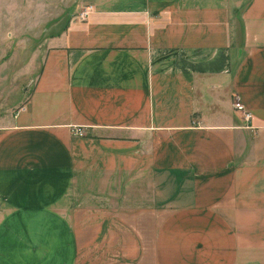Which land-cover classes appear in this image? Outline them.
I'll return each mask as SVG.
<instances>
[{
  "label": "crops",
  "instance_id": "crops-1",
  "mask_svg": "<svg viewBox=\"0 0 264 264\" xmlns=\"http://www.w3.org/2000/svg\"><path fill=\"white\" fill-rule=\"evenodd\" d=\"M60 1L0 0V264H264V0Z\"/></svg>",
  "mask_w": 264,
  "mask_h": 264
},
{
  "label": "rangeland",
  "instance_id": "rangeland-1",
  "mask_svg": "<svg viewBox=\"0 0 264 264\" xmlns=\"http://www.w3.org/2000/svg\"><path fill=\"white\" fill-rule=\"evenodd\" d=\"M68 4V1H64V0H62V1H60V6H62V8L64 7V6H66ZM65 8V7H64ZM64 10V9H63ZM31 16L29 15V18H30ZM60 18H61V21L63 20V18H64V15L63 14H61V16H60ZM46 27H48V25L46 24L45 25ZM49 28H47L46 29V32H48L47 30H48ZM36 34H37V32H31L28 36H29V44H28V46L27 47H16V46H13V47H11L9 50H8V52H7V56H10V55H13V57H12V59H13V62H11V61H9L8 63H6L5 65H3L2 67H0V70L2 69V71H7V73H6V75L9 77L11 74H12V70H22L23 68V70L24 71H26V68H25V63H27L29 60H30V58H31V56H32V53L34 52V50L36 49L35 48V45H36V41H37V39H40V37L39 38H37L36 37ZM35 35V36H34ZM12 38H13V34H11V36H8V42H10L11 40H12ZM31 71V70H30ZM30 71H28L27 73H26V75L25 76H27L25 79H22V80H20V82L21 81H23L22 82V86H23V84H26V83H28V84H30V79L29 78H31L32 77V75L30 74ZM3 81V80H2ZM6 83H7V80L5 81ZM11 82H15V77L12 79V81ZM8 86H10L9 84H8ZM20 86V85H19ZM3 87V86H2ZM11 87V86H10ZM16 97H15V93H14V95H12V97H10V99L11 100H14Z\"/></svg>",
  "mask_w": 264,
  "mask_h": 264
},
{
  "label": "built area",
  "instance_id": "built-area-1",
  "mask_svg": "<svg viewBox=\"0 0 264 264\" xmlns=\"http://www.w3.org/2000/svg\"><path fill=\"white\" fill-rule=\"evenodd\" d=\"M87 11H88L87 8H83L80 11V15L81 16L86 15ZM233 105L236 108V110H238L241 113V116H242L243 120L245 121V124H248V120H250V118H251L250 111L244 106V104L242 102H240L238 100L234 101ZM72 133L76 134V135H82L83 130H82V128H80L78 126H75L72 128Z\"/></svg>",
  "mask_w": 264,
  "mask_h": 264
}]
</instances>
